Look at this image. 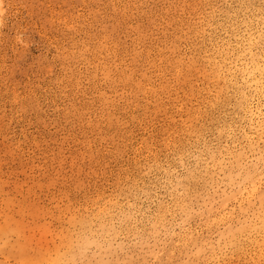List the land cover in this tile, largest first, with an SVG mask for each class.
I'll use <instances>...</instances> for the list:
<instances>
[{"label": "rangeland", "instance_id": "rangeland-1", "mask_svg": "<svg viewBox=\"0 0 264 264\" xmlns=\"http://www.w3.org/2000/svg\"><path fill=\"white\" fill-rule=\"evenodd\" d=\"M131 1L0 0V264H264L261 235L249 254L220 237L246 215L220 203L211 153L245 150L262 178L264 161L239 130L218 132L236 112L232 88L215 104L218 84L196 61L207 0ZM112 198L102 230L94 216Z\"/></svg>", "mask_w": 264, "mask_h": 264}, {"label": "bare ground", "instance_id": "bare-ground-1", "mask_svg": "<svg viewBox=\"0 0 264 264\" xmlns=\"http://www.w3.org/2000/svg\"><path fill=\"white\" fill-rule=\"evenodd\" d=\"M138 1L141 3L143 0ZM220 1L226 2V0H207L208 9L201 15L200 30L195 28L191 30L194 34L196 49L200 55L196 61H199L203 67L209 68L210 75L213 77L216 85L218 84L217 97L214 96L215 104L221 100L224 103L226 101L230 102L229 91L231 88L233 90L231 94L234 96V111L236 115L229 122L227 121L228 119L224 120L225 123L220 125L218 129L219 134L224 137H235L236 130H239V134L242 140L247 143L249 151L254 152L258 150L255 155L256 160L264 161V104H261L264 103V0H238L239 5L237 9L241 13L231 7L225 9V12H223L222 7L217 6V2ZM130 2L132 1L130 0ZM133 4L135 5V3ZM136 6L138 7V5ZM119 9L121 10V7ZM218 11L223 13L224 20L215 23L214 17ZM131 12L133 14V11ZM220 28L226 32L227 39H225L222 49H216L213 43L216 42ZM207 44L212 45L211 52H209ZM177 72L179 73L180 70L178 69ZM254 101H257L256 106L254 105ZM238 123L239 125H237ZM203 126L205 127V125ZM202 131L203 127H200L198 131L192 132L196 140H198ZM210 158V164L222 175L223 182L228 187L221 194L220 203L226 206L230 201H234L240 207V211L246 215V218L240 225L233 226L229 224L228 227L220 232V237L224 240L226 246L239 249L242 251L241 253L247 254L249 245L259 244L258 237L255 238V234L261 235L264 241V182H262L264 178L258 172L257 165H252L247 160L245 150L234 151L225 149L218 153L212 152ZM208 185L209 182L205 180L201 193L197 187L194 188V200H199L204 193L209 192ZM183 188L184 193L188 195L189 187L184 185ZM189 197L190 195H188ZM118 201V199L112 198L108 200L110 206L108 204L104 205L96 211L93 221L99 222L102 230L106 229L104 221L107 220L104 218L111 214V207L116 206ZM205 203L208 204V202ZM180 205L182 211L185 213L190 212L189 199L188 201H180ZM256 205L258 206V210L254 211L256 220H249V208L252 206L257 207ZM159 221H163V218L160 217ZM92 224L88 226L82 225L86 237L88 232L92 231ZM156 225L157 222H155V227ZM111 229L112 227L108 228V230ZM77 237L83 239V234ZM86 240L88 242L89 238ZM84 243L85 241L83 240ZM71 249L72 247L69 246L67 252H70ZM235 249L234 251H237ZM56 259H50V262L56 264L60 261V257ZM64 261L65 264H73V256H67Z\"/></svg>", "mask_w": 264, "mask_h": 264}, {"label": "snow or ice", "instance_id": "snow-or-ice-1", "mask_svg": "<svg viewBox=\"0 0 264 264\" xmlns=\"http://www.w3.org/2000/svg\"><path fill=\"white\" fill-rule=\"evenodd\" d=\"M0 15H2V13H0Z\"/></svg>", "mask_w": 264, "mask_h": 264}]
</instances>
